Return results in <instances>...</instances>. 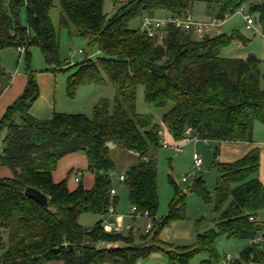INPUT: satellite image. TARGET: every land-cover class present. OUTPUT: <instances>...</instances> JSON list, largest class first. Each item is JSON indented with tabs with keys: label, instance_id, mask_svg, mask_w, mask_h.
<instances>
[{
	"label": "trees",
	"instance_id": "1",
	"mask_svg": "<svg viewBox=\"0 0 264 264\" xmlns=\"http://www.w3.org/2000/svg\"><path fill=\"white\" fill-rule=\"evenodd\" d=\"M114 15L104 12L105 0H60L61 27L88 39L96 47V61L85 59L67 81V95L74 99L81 87L104 85L105 76L118 98L111 105L99 100L91 117L54 112L50 119H38L30 112L40 98V87L30 67L32 46H38L50 70H65L59 58L60 42L51 18L53 0H0V52L23 48L27 62V85L0 120L6 131L0 166L13 172L0 178V262L1 264H138L163 249L162 231L185 219L186 194L175 190L169 214L158 219L159 194L156 151L162 145V128L153 117L137 112V94L144 87L145 100L155 108L172 104L162 117L163 125L179 144L187 127L204 141L253 142V125L264 124L262 61L254 54L226 57L223 48L233 41L244 46L249 39L235 32L197 38L170 24L152 37L132 21L167 12L184 16L195 4L204 3L207 14L222 21L233 15L244 0H128L119 3ZM264 25V0L250 6ZM24 14V22L22 21ZM67 70V69H66ZM10 76L0 66V96ZM119 148L135 157L124 170L121 182L128 190L130 206L148 212L154 227L149 233L113 234L101 221L86 229L83 214L104 217L117 207L118 193L113 173L112 150ZM82 152L93 175L92 186L82 182L70 189L68 179L54 180L60 161ZM218 155V150L215 157ZM214 190L216 227L199 232L194 245L168 251L169 264H189L206 254L203 264H216L222 256L218 238L248 240L234 264H264V184L260 179L261 151L249 150L243 157L223 162ZM27 187L44 193L52 209L26 196ZM191 191L206 202L211 195L202 180ZM253 219V220H251ZM263 238L259 242L253 239ZM99 242L106 245L98 247Z\"/></svg>",
	"mask_w": 264,
	"mask_h": 264
},
{
	"label": "rangeland",
	"instance_id": "2",
	"mask_svg": "<svg viewBox=\"0 0 264 264\" xmlns=\"http://www.w3.org/2000/svg\"><path fill=\"white\" fill-rule=\"evenodd\" d=\"M119 3H125L128 0H117ZM263 0H244L246 11L248 10L253 18L256 20L255 27L257 31L261 32L264 25L259 22L258 15L250 11V6L260 4ZM54 6L51 10V18L59 37L60 48L59 58L61 66L65 68L62 71L53 73L50 67L45 62L43 54L38 46L30 48L31 60L30 67L34 72L39 87H41L42 98L41 103H56V110L58 113L65 114H84L89 117L93 114L95 104L101 99H108L113 105L117 93L113 85L105 76L106 83L104 85H88L81 87L75 98L71 99L67 95V81L69 76L75 72V68L68 69V64L75 65L85 59L96 61L99 57V52L96 47L89 45L88 39L73 33L71 35L69 28L61 27L60 19L62 9L60 0H53ZM205 4H195L193 7L194 18L204 14ZM117 11V7L112 0H105L104 12L110 17ZM203 12V13H202ZM207 13V11H206ZM156 15H158L156 13ZM24 22V14L21 16ZM203 18V17H202ZM200 20V19H196ZM142 19L132 21L130 28H141ZM214 32H221V34L232 35L237 32L247 39L249 43L243 45L238 41H233L230 45L223 48L221 54L226 57H240L244 58L247 54H254L262 61L261 65V87L264 89V36L261 34H253L252 31L246 29V24L240 10L231 15L213 29ZM219 32V33H220ZM213 34V33H212ZM211 34V35H212ZM9 49V48H8ZM79 51L84 53L80 54ZM7 57L9 55V69L7 73L17 74L27 71V62L25 54L18 50H7ZM11 59V63H10ZM67 69V70H66ZM172 104H168L165 108H155L148 104L145 100L144 87L138 89L137 94V112L143 116L153 117L154 123L160 125L163 131L165 140L170 143L168 148H159L155 156L158 161L157 185L159 194V209L158 219H163L169 214L170 204L175 196V190L178 189L181 193L186 194V215L185 219L173 222L167 226L161 233L159 243L163 249L162 252L152 255L146 260H141L138 264H169V258L166 255L168 251H177L181 246L194 245L197 241L199 232H205L211 228H215L217 222V215L215 213V195L214 190L217 184L218 171L215 166L216 160H219V155L215 157L217 149H220L219 142L197 140L195 142L191 139H186L179 143L182 147L180 152H177L174 145H178L174 137L169 134L162 122L163 115L171 109ZM161 131V132H162ZM6 131L0 132V154L2 153L3 140ZM251 142L240 143L246 150L247 146H258L261 151V178L264 182V124L255 122L253 125V137ZM231 145H236L232 143ZM245 151L236 154H229L227 157L222 154V161H233L240 158ZM197 153L203 161L202 167L195 168L193 155ZM112 157L116 162V169L113 173L114 183L117 186V193L119 203L116 207L117 218L114 220L120 226L132 224V219L128 216L131 211L130 202L128 200V190L121 181L119 176L135 162V157L129 155L126 151L119 148L112 150ZM55 180L61 181L67 178L70 188L79 185L75 182L76 178L81 179L82 184L89 188L93 183V175L88 170V162L82 152L74 153L63 158L58 166L57 172L54 173ZM13 172L7 168L0 166V178L12 177ZM91 177V181H90ZM186 179V181H183ZM202 180L205 183L207 190L210 192L211 198L206 202L196 192L191 191L193 184ZM261 220L264 215L261 214ZM103 217L95 214H83L79 221L86 229H92L95 224L101 221ZM139 225H144L138 219ZM129 232L123 231V235H128ZM248 240L228 239L221 235L218 238V249L222 256L221 260L216 264H227V257L238 258L244 246L248 244ZM207 258L206 254L198 255L190 261L189 264H203V260Z\"/></svg>",
	"mask_w": 264,
	"mask_h": 264
},
{
	"label": "built area",
	"instance_id": "3",
	"mask_svg": "<svg viewBox=\"0 0 264 264\" xmlns=\"http://www.w3.org/2000/svg\"><path fill=\"white\" fill-rule=\"evenodd\" d=\"M239 10L243 15V18L246 24V29L249 31H252V33L255 35L261 34L264 36V27L261 32L257 31L255 27L256 20L253 18V16L248 10L246 11L244 4L239 8ZM230 16L231 15H227L226 19ZM221 22L222 20L216 17H212L208 21H198V20H195L194 17L190 13L184 16H169L167 18H157L154 16L146 15L142 19L141 30L146 31L149 34V36L154 37L157 34H159V31H164L170 24H173L175 25V27L182 29L183 31L193 32L195 36L197 37H204L205 35H211L212 33H213L212 35H218L216 34V32L213 31V29L215 26H217ZM19 50L22 53L24 52L23 48H19ZM79 53L82 54L84 52L79 51ZM184 134H185V140L188 138L194 141L199 140L193 134V129L191 127H187ZM161 135H162L163 147L168 148L170 146V143H168L167 140H165L163 131L161 132ZM174 148L176 149L177 152H180L182 150V147L180 144L174 145ZM193 160H194L195 168L202 167L203 161L197 153H194ZM119 180L123 182L125 180L124 175H120ZM79 181L80 179L76 178V182H79ZM183 181H186V179H183ZM116 194H117V190L112 189L111 195L115 196ZM128 216L132 219L133 221L132 224H128L126 226L118 225L116 221L114 220L115 218H117L116 207L112 205L109 207L107 214L101 220V226L103 227L105 231L109 233H113V234H123V231L125 230L129 233L131 232L134 234L149 233L154 227L153 220L150 217L149 213L147 211L144 213L140 212L136 206L131 207V211ZM138 219L141 220L142 223H144V225H139L137 223ZM262 239L263 238H256V239H253L251 242L256 243ZM105 245H106L105 242L98 243V247H103ZM227 258H228L227 264L235 263L236 258H232L230 256H228Z\"/></svg>",
	"mask_w": 264,
	"mask_h": 264
},
{
	"label": "crops",
	"instance_id": "4",
	"mask_svg": "<svg viewBox=\"0 0 264 264\" xmlns=\"http://www.w3.org/2000/svg\"><path fill=\"white\" fill-rule=\"evenodd\" d=\"M204 9H205V10H203L204 14H200L199 17L194 18L195 20L196 19H200L198 21H208V20H210L212 18V16H209L206 13V11H207L206 5H205ZM157 14L158 15L155 14L154 17L167 18V17L170 16L167 12H158ZM190 14L194 17L193 10L190 11ZM219 32H216V34H221V32L220 33ZM197 38H199V37H197ZM9 49H5V50L0 52V66L4 69V71L6 73H7V70L9 69V67H10V65H9V55L7 57V53H6L7 50H9ZM11 49L20 51L19 49H15V48H11ZM10 63H11V59H10ZM7 75L10 76L9 84L3 89V92H2V94L0 96V120L2 119L3 115L7 111L8 107L23 93V91H24V89H25V87L27 85V81H28L27 71L25 73L20 72V73H17L15 75L7 73ZM40 94H41L40 98L33 104L30 112L32 113L33 116H35L38 119H50L53 116L54 112H58L56 110L55 96L53 97L54 98V102L53 103L49 104V103H47L48 102V100H47V102L43 105L41 103L42 102L41 101V98H42L41 87H40ZM195 142H197V141H195ZM231 144L232 143H229V142H222L220 144L221 148L217 149L218 150V155H219V161H222L221 157H222L223 153H224V156L226 155L225 157H227V155H229V154H236V153L238 154V153H241L242 151H245L241 155V157H243L249 150H251L254 147H258V146H252L251 145L250 147L247 146L246 150H244L245 147L241 146L240 143H234L236 145H231ZM1 150L3 151V148H1ZM237 159H239V158H237ZM261 161H262V158H261ZM223 162H230V161H223ZM57 170H58V168H57ZM57 170L55 172H57ZM260 174H261V167H260ZM54 176H55V174H54ZM260 179L263 182L261 176H260ZM54 180H55V178H54ZM90 181H91V177H90ZM56 182H59V181H56ZM75 182H76V179H75ZM79 182H81V179H80ZM263 184H264V182H263ZM68 186H69V181H68ZM76 187L70 188V186H69L70 189H75ZM51 264H63V263L62 262H54V263H51Z\"/></svg>",
	"mask_w": 264,
	"mask_h": 264
},
{
	"label": "water",
	"instance_id": "5",
	"mask_svg": "<svg viewBox=\"0 0 264 264\" xmlns=\"http://www.w3.org/2000/svg\"><path fill=\"white\" fill-rule=\"evenodd\" d=\"M25 194L26 196L36 200L39 204H41L45 208L52 209L48 197L40 190L33 187H27L25 190Z\"/></svg>",
	"mask_w": 264,
	"mask_h": 264
}]
</instances>
